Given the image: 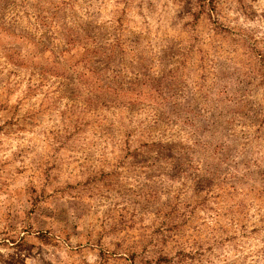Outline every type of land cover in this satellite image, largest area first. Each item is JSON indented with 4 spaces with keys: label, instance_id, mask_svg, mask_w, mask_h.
Segmentation results:
<instances>
[{
    "label": "rangeland",
    "instance_id": "374dc122",
    "mask_svg": "<svg viewBox=\"0 0 264 264\" xmlns=\"http://www.w3.org/2000/svg\"><path fill=\"white\" fill-rule=\"evenodd\" d=\"M0 264H264V0H0Z\"/></svg>",
    "mask_w": 264,
    "mask_h": 264
}]
</instances>
